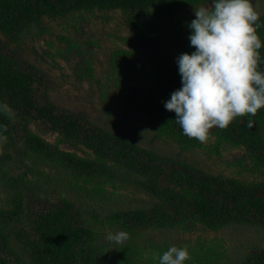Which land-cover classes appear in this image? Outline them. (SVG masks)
<instances>
[{"label":"rangeland","instance_id":"obj_1","mask_svg":"<svg viewBox=\"0 0 264 264\" xmlns=\"http://www.w3.org/2000/svg\"><path fill=\"white\" fill-rule=\"evenodd\" d=\"M251 2L260 14L259 20L264 19V0ZM200 6L211 7L212 0L194 4L170 23L158 25L172 49L179 50L189 41L187 24ZM125 19L121 10L45 16L39 25L25 26L17 37L0 34V54L6 49L42 71L46 85H50L48 98L56 106L82 114L89 122L122 135L141 149L244 183L264 180V167L242 147L210 136L201 147L182 148L170 133H163L150 122V112L145 117L144 108L126 112L123 103L132 104L129 98L135 88L144 89L150 75L147 60L136 55L127 40L130 30ZM137 102L141 104L142 98ZM13 124L61 151L84 155L61 142V136L42 123L16 120ZM23 147L22 139L16 138L13 145L0 138V228L4 227L9 247L23 264L32 260L23 240L24 214L18 218L15 206H24L33 195L51 202L63 199L80 213L99 248L96 264H158L156 254L171 245L189 246L191 259L185 264H242L250 254L264 251V229L251 223L208 227L192 222L164 228L123 224L115 218L117 214L145 208L152 200L131 174L110 168L109 174L84 178L65 164L27 153ZM121 229L130 233L122 244L105 238L109 231Z\"/></svg>","mask_w":264,"mask_h":264},{"label":"trees","instance_id":"obj_2","mask_svg":"<svg viewBox=\"0 0 264 264\" xmlns=\"http://www.w3.org/2000/svg\"><path fill=\"white\" fill-rule=\"evenodd\" d=\"M203 1L206 0H0V34L17 37L25 26L39 25L45 16L123 11L130 30L127 40L134 53L147 60L150 75L144 89L135 88L129 98L132 104L125 102L123 107L128 114L135 107L139 111L144 108L145 117L147 111L151 113V123L163 133H170L182 148H190L202 142L183 133L175 121V112L165 109L163 101L181 86L175 58L181 52L190 53L194 46L188 41L179 50L172 49L158 25L170 23ZM258 22L256 31L262 41L258 68L264 71V19ZM27 63L6 49L0 54V138L13 145L16 138L22 139L25 152L65 164L80 177L109 174L110 168L131 174L152 200L145 208L117 214L118 221L150 228L192 222L208 227L251 223L264 229V180L244 183L141 149L122 135L89 122L82 114L56 106L48 98L46 75ZM138 98H142L141 104ZM16 120L46 125L61 136V142L84 155L61 151L28 129L19 131L13 124ZM249 120L253 121L251 128L247 127ZM209 132V137L217 141L224 139L244 148L254 162L264 167V107L254 116H238L227 127L214 126ZM15 207L18 218L24 214L23 240L30 264L97 263L100 252L93 243V233L70 203L33 195L24 206ZM0 264H23L9 247L4 227L0 228ZM242 264H264V251L250 254Z\"/></svg>","mask_w":264,"mask_h":264},{"label":"clouds","instance_id":"obj_3","mask_svg":"<svg viewBox=\"0 0 264 264\" xmlns=\"http://www.w3.org/2000/svg\"><path fill=\"white\" fill-rule=\"evenodd\" d=\"M259 15L251 0H212L211 7L194 10L187 24L194 50L175 58L181 86L163 101L188 137L204 142L213 126L225 128L236 117L254 116L264 107V71L258 68ZM252 126L249 120L247 127ZM105 238L122 244L130 233L109 231ZM154 259L158 264H185L191 259L189 246L171 245Z\"/></svg>","mask_w":264,"mask_h":264}]
</instances>
